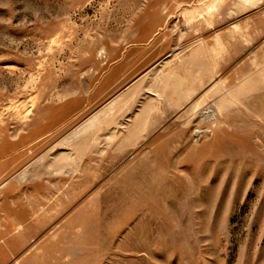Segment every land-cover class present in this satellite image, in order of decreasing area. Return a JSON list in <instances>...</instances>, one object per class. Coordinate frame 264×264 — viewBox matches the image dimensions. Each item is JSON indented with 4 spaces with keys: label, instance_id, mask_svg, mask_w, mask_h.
Wrapping results in <instances>:
<instances>
[{
    "label": "rangeland",
    "instance_id": "374dc122",
    "mask_svg": "<svg viewBox=\"0 0 264 264\" xmlns=\"http://www.w3.org/2000/svg\"><path fill=\"white\" fill-rule=\"evenodd\" d=\"M0 264H264V0H0Z\"/></svg>",
    "mask_w": 264,
    "mask_h": 264
}]
</instances>
